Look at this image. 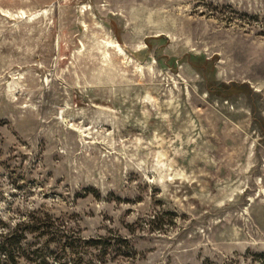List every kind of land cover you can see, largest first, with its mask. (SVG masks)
I'll use <instances>...</instances> for the list:
<instances>
[{"label":"rangeland","instance_id":"374dc122","mask_svg":"<svg viewBox=\"0 0 264 264\" xmlns=\"http://www.w3.org/2000/svg\"><path fill=\"white\" fill-rule=\"evenodd\" d=\"M0 246L264 264V0H0Z\"/></svg>","mask_w":264,"mask_h":264},{"label":"trees","instance_id":"16d2710c","mask_svg":"<svg viewBox=\"0 0 264 264\" xmlns=\"http://www.w3.org/2000/svg\"><path fill=\"white\" fill-rule=\"evenodd\" d=\"M0 247H1L0 250H1V251H5L4 254H7V255H8L7 250H6L5 248H2V246H0Z\"/></svg>","mask_w":264,"mask_h":264},{"label":"bare ground","instance_id":"6f19581e","mask_svg":"<svg viewBox=\"0 0 264 264\" xmlns=\"http://www.w3.org/2000/svg\"><path fill=\"white\" fill-rule=\"evenodd\" d=\"M120 51V49H118Z\"/></svg>","mask_w":264,"mask_h":264}]
</instances>
